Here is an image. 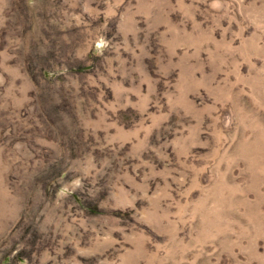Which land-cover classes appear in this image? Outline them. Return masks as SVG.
Segmentation results:
<instances>
[{"label": "rangeland", "instance_id": "obj_1", "mask_svg": "<svg viewBox=\"0 0 264 264\" xmlns=\"http://www.w3.org/2000/svg\"><path fill=\"white\" fill-rule=\"evenodd\" d=\"M0 264H264V0H0Z\"/></svg>", "mask_w": 264, "mask_h": 264}]
</instances>
